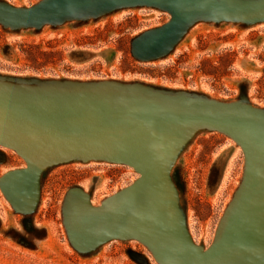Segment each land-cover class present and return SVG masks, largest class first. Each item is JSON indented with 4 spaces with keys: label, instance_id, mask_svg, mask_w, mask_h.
<instances>
[{
    "label": "rangeland",
    "instance_id": "1",
    "mask_svg": "<svg viewBox=\"0 0 264 264\" xmlns=\"http://www.w3.org/2000/svg\"><path fill=\"white\" fill-rule=\"evenodd\" d=\"M1 1L29 7L41 0ZM169 18L158 7L137 5L40 28L12 29L0 22V82L99 90L112 89V83L141 85L186 98L249 104L264 114V23L194 20L165 56L135 57L133 39ZM190 138L163 178L178 224L182 221L188 237L204 251L226 230L248 168L242 146L229 135L202 129ZM49 155L39 164L30 212L16 209L0 187V264H161L135 237L112 238L81 251L64 222L65 198L74 187L83 189L95 211L135 203L142 191L139 170L102 159L50 164L63 155L58 150ZM27 166L16 149L0 143V179ZM136 188L138 194L125 201Z\"/></svg>",
    "mask_w": 264,
    "mask_h": 264
},
{
    "label": "water",
    "instance_id": "2",
    "mask_svg": "<svg viewBox=\"0 0 264 264\" xmlns=\"http://www.w3.org/2000/svg\"><path fill=\"white\" fill-rule=\"evenodd\" d=\"M137 5L170 14L167 22L133 39L132 53L143 61L165 56L194 20L264 23V0H41L29 7L0 0V22L12 29L40 28ZM115 84L99 90L0 83V143L16 149L28 165L0 179L14 207L30 212L39 164L50 152L63 155L50 164L77 158L123 162L142 173L140 198L132 205L95 211L82 188L68 191L64 222L77 249L135 237L161 264L256 263L264 246V114L232 102ZM202 129L234 139L248 168L236 214L205 251L191 241L182 221L178 224L162 176L178 144Z\"/></svg>",
    "mask_w": 264,
    "mask_h": 264
},
{
    "label": "bare ground",
    "instance_id": "3",
    "mask_svg": "<svg viewBox=\"0 0 264 264\" xmlns=\"http://www.w3.org/2000/svg\"><path fill=\"white\" fill-rule=\"evenodd\" d=\"M0 83H3V82H0ZM245 105H247L248 107H251L249 104L240 105V107H247V106H245ZM184 141H185V140H183L181 143H179L178 146L173 150V152H172V153H173L172 158L176 155L177 151L179 150V148L181 147V145L183 144ZM172 158H171V160H172ZM169 175H170V174H169ZM162 176H163V174H162ZM137 190H138V188L133 189L132 191H130V193H129L128 195L125 196V197H128V199H126L125 201L134 198L135 195L138 194V191H137ZM237 210H238V207H236V211L232 214V216L230 217V220L227 221L226 229H227V227H228V225H229L231 219H232V218L234 217V215L236 214ZM207 249H209V248H207ZM207 249H206V250H207ZM204 251H205V250H204ZM261 252H262V253H261L260 257L258 258L257 262H256V263H253V264H260V261L264 258V246H263Z\"/></svg>",
    "mask_w": 264,
    "mask_h": 264
},
{
    "label": "crops",
    "instance_id": "4",
    "mask_svg": "<svg viewBox=\"0 0 264 264\" xmlns=\"http://www.w3.org/2000/svg\"><path fill=\"white\" fill-rule=\"evenodd\" d=\"M87 63V62H86Z\"/></svg>",
    "mask_w": 264,
    "mask_h": 264
}]
</instances>
